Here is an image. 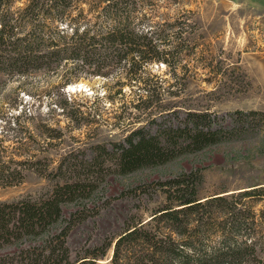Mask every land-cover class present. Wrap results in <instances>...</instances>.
Wrapping results in <instances>:
<instances>
[{
  "label": "trees",
  "instance_id": "16d2710c",
  "mask_svg": "<svg viewBox=\"0 0 264 264\" xmlns=\"http://www.w3.org/2000/svg\"><path fill=\"white\" fill-rule=\"evenodd\" d=\"M147 4L0 0V73L11 77L66 66L64 84L79 72L103 76L113 81L107 95L112 100L125 83L131 91L135 83L146 93L139 94L133 107L149 108L162 86L160 76L151 74L154 82L149 77L152 63L169 65L167 57L177 47L171 49L168 34L157 31ZM69 102L60 108L70 119L85 112L82 102L73 99L67 108ZM168 110L129 126L118 140L98 142L97 150L87 153L86 147L77 161L68 150L53 167L46 156L34 153L40 150L31 146L38 142L19 115L4 124L0 185L22 182L27 170L55 183L36 196L0 201V264H101L104 258L111 264H264V185L201 196L200 168L165 175L169 162L215 144L239 143V150L249 155L246 141L263 136L255 149L263 154L264 110L233 109L221 115L191 108ZM45 127L40 136L62 139L60 129ZM7 138L28 139L30 144L9 148L2 144ZM155 168V178L125 187L133 188L134 207L140 212L129 213V206L119 229L94 241L76 235L80 229L87 231L91 204L95 206V199L106 191L109 171L125 175Z\"/></svg>",
  "mask_w": 264,
  "mask_h": 264
},
{
  "label": "rangeland",
  "instance_id": "374dc122",
  "mask_svg": "<svg viewBox=\"0 0 264 264\" xmlns=\"http://www.w3.org/2000/svg\"><path fill=\"white\" fill-rule=\"evenodd\" d=\"M146 1L149 4L145 10L151 14L157 31L168 34L171 49L177 47L167 57L169 65L152 63L149 77L154 82L151 74L160 76L162 86L149 108L133 107L139 94L146 93L137 89L135 83L134 91L125 83L123 92L112 100L107 95L113 81L103 76L79 72L64 84L66 66L11 77L0 73V128L19 115L21 123H26L38 142L31 146L40 150L34 153L46 156L53 167L68 150L73 151V160L77 161L84 157L86 147L90 148L87 153L91 148L97 150L98 142L118 140L129 126L145 123L151 116L158 118L166 109L183 112L191 108L219 115L233 109L264 110V0H139L142 4ZM71 84L77 85L75 90L69 88ZM73 99L85 105L81 106L85 112L70 119L60 106L67 100L70 108ZM45 126L60 129L62 139L40 136V128L46 130ZM258 139L263 136L246 141L249 155L240 151L239 143L235 142L189 152L169 162L165 175L200 168L201 196L235 191L251 184L264 185V153L255 150ZM19 142L30 144L28 139ZM19 142L7 138L2 144L11 148ZM110 144L107 142V149ZM102 159L110 162L105 153ZM158 169H141L125 175L109 171L106 191L95 199V206L91 204L87 231L76 230V235L82 233L94 241L118 230L129 206L133 207L129 213L140 212L134 207L136 202L132 198L136 195L131 192L132 185L155 178ZM54 183L27 170L22 182L0 185V201L26 194L36 196L51 189ZM130 185L127 190L125 187ZM108 259L100 260L101 264H111Z\"/></svg>",
  "mask_w": 264,
  "mask_h": 264
},
{
  "label": "bare ground",
  "instance_id": "6f19581e",
  "mask_svg": "<svg viewBox=\"0 0 264 264\" xmlns=\"http://www.w3.org/2000/svg\"><path fill=\"white\" fill-rule=\"evenodd\" d=\"M75 86L77 87V85L71 84V85H69V88H71L72 90H75L76 89ZM79 87L81 88V84H79ZM104 261H106V260H104Z\"/></svg>",
  "mask_w": 264,
  "mask_h": 264
},
{
  "label": "water",
  "instance_id": "95a60500",
  "mask_svg": "<svg viewBox=\"0 0 264 264\" xmlns=\"http://www.w3.org/2000/svg\"><path fill=\"white\" fill-rule=\"evenodd\" d=\"M109 257H110V255H109Z\"/></svg>",
  "mask_w": 264,
  "mask_h": 264
}]
</instances>
